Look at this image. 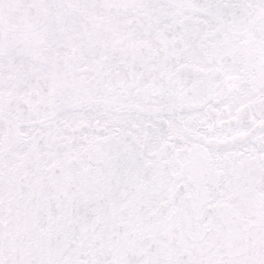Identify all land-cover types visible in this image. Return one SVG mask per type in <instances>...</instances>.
Returning <instances> with one entry per match:
<instances>
[{"label":"snow or ice","instance_id":"snow-or-ice-1","mask_svg":"<svg viewBox=\"0 0 264 264\" xmlns=\"http://www.w3.org/2000/svg\"><path fill=\"white\" fill-rule=\"evenodd\" d=\"M0 264H264V0H0Z\"/></svg>","mask_w":264,"mask_h":264}]
</instances>
